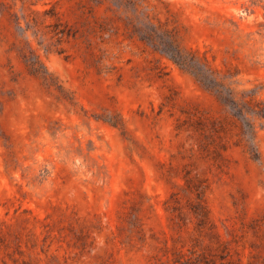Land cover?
<instances>
[{
	"label": "rangeland",
	"instance_id": "obj_1",
	"mask_svg": "<svg viewBox=\"0 0 264 264\" xmlns=\"http://www.w3.org/2000/svg\"><path fill=\"white\" fill-rule=\"evenodd\" d=\"M0 264H264V0H0Z\"/></svg>",
	"mask_w": 264,
	"mask_h": 264
},
{
	"label": "trees",
	"instance_id": "obj_2",
	"mask_svg": "<svg viewBox=\"0 0 264 264\" xmlns=\"http://www.w3.org/2000/svg\"><path fill=\"white\" fill-rule=\"evenodd\" d=\"M145 36L140 40L149 43L155 50L166 55L181 70L192 75L196 83L205 91L212 93L222 105L239 108V104L233 100L231 89L223 82L219 72L213 69L208 61L196 52L183 48L173 31L158 26L154 27L151 33ZM31 68L35 70V66H31ZM241 114H243L242 111ZM250 153L256 157L251 149ZM197 200V205L201 207L205 215L199 197H197Z\"/></svg>",
	"mask_w": 264,
	"mask_h": 264
}]
</instances>
